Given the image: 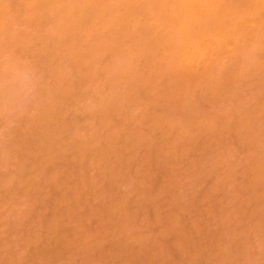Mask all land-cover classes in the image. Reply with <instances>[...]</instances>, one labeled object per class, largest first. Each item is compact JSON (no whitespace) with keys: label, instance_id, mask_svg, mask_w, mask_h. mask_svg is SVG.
<instances>
[{"label":"bare ground","instance_id":"obj_1","mask_svg":"<svg viewBox=\"0 0 264 264\" xmlns=\"http://www.w3.org/2000/svg\"><path fill=\"white\" fill-rule=\"evenodd\" d=\"M5 57L0 264H264V0H0Z\"/></svg>","mask_w":264,"mask_h":264},{"label":"clouds","instance_id":"obj_2","mask_svg":"<svg viewBox=\"0 0 264 264\" xmlns=\"http://www.w3.org/2000/svg\"><path fill=\"white\" fill-rule=\"evenodd\" d=\"M42 77L37 69L20 60L5 57L0 67V112H23Z\"/></svg>","mask_w":264,"mask_h":264},{"label":"rangeland","instance_id":"obj_3","mask_svg":"<svg viewBox=\"0 0 264 264\" xmlns=\"http://www.w3.org/2000/svg\"><path fill=\"white\" fill-rule=\"evenodd\" d=\"M171 239H170V237L168 238V241H170ZM255 245V244H254ZM256 248H254V249H256L257 250V245L255 246ZM258 249H259V247H258ZM255 252H257V251H255Z\"/></svg>","mask_w":264,"mask_h":264}]
</instances>
